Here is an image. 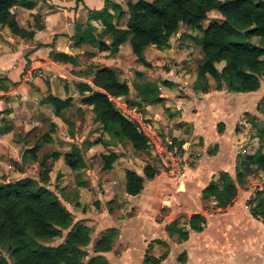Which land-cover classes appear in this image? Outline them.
<instances>
[{
    "label": "crops",
    "instance_id": "crops-1",
    "mask_svg": "<svg viewBox=\"0 0 264 264\" xmlns=\"http://www.w3.org/2000/svg\"><path fill=\"white\" fill-rule=\"evenodd\" d=\"M28 1L34 4L31 9L15 7L12 13L20 28L33 35L22 38L7 26L1 28L0 163L8 155L20 163L21 178L16 181L40 180V164L46 160L47 187L52 190L54 184L55 193L75 222L93 230L91 244L86 248L90 255L87 261L102 255L107 264H145L146 258L159 260L166 254L160 264H264V218H256L252 212L258 204L254 201V191L260 182L254 189L246 187L252 175L242 171L247 163L249 169L258 168L247 158L260 150V138H257L258 149L252 151L248 146V132L253 119L264 118V81L256 92L234 93L227 87L220 90L210 75L202 79L197 76L198 68L204 63L202 51L196 56L184 53L186 70L180 74L174 70V79L153 81L147 79L146 72L139 71L143 77L134 73L139 82L132 85L119 75L130 88V95L123 97V101L129 107L139 108L140 105L147 121L184 150V175L169 177L153 161L148 150L138 151L129 142L112 140L96 121L93 108L83 103L89 93L80 95L77 89L78 93L73 95L71 86L66 84L73 82L72 88L76 89L84 83L101 91L93 84L96 73L103 68L118 72L117 66L102 63L100 57L106 53L121 55L127 43L117 53L103 49L101 43L110 46L111 39L104 34L102 20L94 15L113 0ZM88 32L96 42L83 39ZM174 37L187 45L179 32ZM127 53L131 60H137L132 49L127 48ZM93 65L98 66L93 68ZM76 71L81 73L79 77ZM59 79L68 80L63 87L64 95L56 92L55 82ZM44 81L47 85L53 83L51 91ZM145 82L157 89L160 102L141 101L137 85ZM49 95L62 100L72 98L71 106L58 113L51 105L43 104ZM41 96L42 100L35 102ZM78 98L80 102L76 104ZM133 99L138 104L131 103ZM21 101L24 106L28 102L37 103L34 108L39 117L32 121V126L19 124L13 131L18 115L29 116L28 112L22 114L27 107H18ZM74 105L75 112L72 111ZM47 106L54 110L52 116ZM17 107L22 110L17 112ZM49 123L53 125V133L36 138ZM18 130L26 135L17 139ZM36 146L37 151L32 152ZM73 147L79 148L84 156L87 167L81 171L71 170L65 162L64 155ZM14 148L21 150L20 156L12 153ZM50 148L55 149L54 152L46 154ZM262 152L264 154V148ZM112 153L118 158L112 169L106 170L103 156ZM53 154L60 157H51ZM97 159H101V167L95 164ZM148 165L156 171L155 177L145 178L139 194H128L127 172L145 177ZM222 173H228L236 182L240 179L238 195L227 208L218 207L215 198H204L206 189L218 183ZM261 178L263 180L264 176ZM195 215L205 219L201 232L190 226ZM174 222H177L176 230L170 233L168 228ZM110 230L118 231L112 250L95 253L96 244ZM179 230L188 233V238L183 239Z\"/></svg>",
    "mask_w": 264,
    "mask_h": 264
},
{
    "label": "trees",
    "instance_id": "trees-1",
    "mask_svg": "<svg viewBox=\"0 0 264 264\" xmlns=\"http://www.w3.org/2000/svg\"><path fill=\"white\" fill-rule=\"evenodd\" d=\"M33 6L28 0H0V36L1 28L7 26L14 35L31 37L32 33L20 28L12 9H31ZM214 11L222 15L223 21L204 28L203 23L208 20L209 13ZM94 15L102 20L104 34L111 39L110 46L101 43V47L111 53L119 52L120 47L129 42L137 60L149 66L145 50L150 46L159 49L167 47L184 25L202 34L197 44L203 53L204 63L198 68V78L210 75L218 89L227 87L234 93L256 92L264 81L263 0H128L127 11L121 4L108 2L104 10ZM125 16H128L126 27H119L115 21ZM254 38H258L260 43H253ZM83 39L93 40L89 32ZM222 63L224 67L219 70L218 65ZM138 75L143 77L142 73ZM93 84L101 91L84 83L79 84L77 89L80 95L89 93L83 103L93 108L96 121L103 126L104 131L116 142H129L138 151L148 150L147 140L138 131L136 124L110 100V97L130 95L128 84L121 81L118 72L111 68L100 69ZM137 95L144 103H157L161 100L157 96V89L147 82L137 85ZM71 103L72 98L62 100L54 95L43 100V104L51 105L58 113L69 108ZM263 148L264 128L260 136V150L247 158L261 171H264ZM36 151L37 146L32 152ZM51 157L59 158L60 154ZM117 158L114 153L103 156L104 169H112ZM64 159L73 171L87 167L77 147L65 154ZM40 173V180L24 178L0 184V246H8L15 264H107L102 255L86 262L90 257L86 248L91 244L92 228L75 222L74 216L63 206L58 195L47 187L49 170L45 159L40 164ZM144 175L142 177L136 172H127L128 194H139L145 178H154L156 171L148 165ZM239 182L240 179L236 182L228 173H222L219 182L212 183L206 189L204 198H215L218 207L227 208L238 195ZM263 194L258 192L257 195L261 197ZM252 212L256 218H264V197ZM204 225L205 219L201 215H195L190 220V226L196 232H201ZM176 226L177 222H174L168 228L169 232L175 231ZM179 233L183 239L189 236L182 230ZM117 237L118 231L110 230L96 244L95 253L111 251ZM58 239L63 242L52 245ZM165 258L166 254L159 260L146 258L145 264H160ZM0 264H10L1 253Z\"/></svg>",
    "mask_w": 264,
    "mask_h": 264
},
{
    "label": "rangeland",
    "instance_id": "rangeland-1",
    "mask_svg": "<svg viewBox=\"0 0 264 264\" xmlns=\"http://www.w3.org/2000/svg\"><path fill=\"white\" fill-rule=\"evenodd\" d=\"M134 1H136V0H134ZM222 1H224V0H222ZM253 1L257 2L259 0H253ZM110 2H112V1H110ZM113 2L116 4H121L124 7V9L127 11L128 0H113ZM109 7L111 9L110 5H109ZM85 19L83 18L82 20H85ZM127 21H128V16H125L121 20L115 21V23L119 27H126ZM222 21H223L222 15L220 13L214 11V12L209 13L208 20L205 21L203 23V25L208 27L209 25H211L213 23L222 22ZM75 25H77V24H75ZM75 25L73 26L72 31H74ZM99 26L101 27L100 23H99ZM179 34L182 35V39H183V37L185 38V40H186L185 42L187 45L180 43L179 37H174L170 41V44L165 48L159 49V48L154 47V46L149 47L147 49V52L145 55V58H146L148 64H150L149 66L142 64L138 60H136V61L131 60V58H130L131 56L129 55L130 56L129 57L128 53H127V48L131 49L129 42L126 44L125 50L121 54L122 56L119 55V53H117V54L106 53L107 55L102 54L101 55L102 57H100L101 62L104 64L117 66L118 67L117 70L119 72L120 77H122V79L124 81H126L132 85L135 82H137V83L139 82V77L137 76V74H134V73H138L139 71H141L143 73L146 72L147 73L146 76H148L147 79H150L153 81H158L161 78H172V79H174L176 73L180 74L186 70V63L187 62H186V60L183 61L184 53H186V52L192 53V56H196L198 54H201V48L197 44V39L202 36V34L199 31L191 29L190 27L183 25V26H181V28L179 30ZM188 36L190 37V39H188ZM252 42L255 44L260 43L258 38H254L252 40ZM102 63H97V64L102 65ZM92 64H94V63H92ZM97 66L98 65H93V68H96ZM128 67L130 69H128ZM223 67H224L223 64L218 65L219 70H222ZM121 68L123 70H121ZM174 70L176 73L173 72ZM170 72H173V74L171 75ZM75 73H76L77 77H79V75H81V73L78 74L77 71ZM82 77H84L83 74H82ZM43 78L44 77H41V79H43ZM59 80H60L59 82H57V81L55 82L56 92H58V91L63 92L64 84L68 80L67 79H59ZM144 80H140V82H143ZM75 82H79V81H75ZM44 83L47 85V81H44ZM72 83L68 84V82H67L66 84L68 86H71L70 88L73 92L72 94L74 95V93H78V92H76L77 88L76 89L72 88ZM48 84L49 85H47V87L49 88V91H51V89L53 87V83L49 82ZM62 95H64V92ZM41 100H42V96L38 100H36L35 102L39 103ZM75 100H76V98H75ZM77 102H80L79 98L75 103L77 104ZM130 102L134 103L135 101L133 99ZM23 103L24 102L21 101L20 104L18 105V107L21 105H22V108L27 107L26 109L23 110L22 114L24 112H28L29 116L25 117V116L18 115L15 118L16 119L15 121L18 122V124L13 123V126H12L13 131H15L18 128L19 124L26 125V123H28L29 126L30 125L32 126V121L39 117L38 112H35V108H36L37 103L32 105L31 102H28L27 106H24ZM135 103L138 104L137 102H135ZM138 106H139V109H141V106L140 105H138ZM18 107L16 108L17 112L19 110H22L21 108L18 109ZM47 107L51 110L50 111L51 113H49V114H50V116H52V113L54 112V110L50 106H47ZM76 108L77 107L74 105V107L72 108V111L75 112ZM6 114H7V112H6ZM17 114H20V113H17ZM1 121L2 120H0V125L2 124ZM263 128H264V118H259L258 120L253 119L252 125L249 126L248 141L250 143L248 146H250L252 148L251 149L252 151H255L258 149L257 141H258V145H259V140H257V138H260ZM53 131H54L53 125L49 123L46 127H42V132H44V133H40V135H38V137H36V138H39L43 134L51 135L53 133ZM55 133L58 134V131L55 130ZM25 135L26 134L24 133V131L18 130L16 138L19 139V136H21V138H23ZM61 136H63V135H61ZM42 137L43 136H41V138ZM254 139H256V141L254 143V144H256L255 146L253 144ZM34 140H35V138H34ZM31 143H33V141ZM52 150H55V149L50 148V150H47L45 153L51 154V152H54ZM12 153H15L14 154L15 156L16 155L20 156L21 150L19 148H14ZM5 159L6 160L3 163H0V184L13 182V181H16L17 179L21 178V176L19 175L20 166H18V165H20V163L17 164V160L10 159L8 157V155H7V157H5ZM153 161L155 162V160H153ZM96 162L97 163H95V164L98 165L99 167H101V164H100L102 162L101 159H97ZM249 167H250V165H248V163H247L246 165H244L242 171L251 172V175H252L249 177V179L247 178L248 182L246 181L247 182L246 187L249 186L252 189H254V187L257 186L258 181L260 182V184L258 185V188L254 191V196H255L254 201H255V203H258L261 200V198L264 197V194L261 197H259L257 195L258 192L264 193V178H263V180H262V178L260 179L261 175L264 176V172L260 171L258 168L251 167L249 169ZM246 176H247V173H245V175H244V180H245ZM53 185L54 184L51 185L52 191L55 192ZM61 242H63V240L58 239V240L54 241L52 245H58ZM0 253L2 255H4L9 260L10 264H15V260L11 256V253L8 251V246H3V247L0 246ZM86 262H87V260H86Z\"/></svg>",
    "mask_w": 264,
    "mask_h": 264
},
{
    "label": "built area",
    "instance_id": "built-area-1",
    "mask_svg": "<svg viewBox=\"0 0 264 264\" xmlns=\"http://www.w3.org/2000/svg\"><path fill=\"white\" fill-rule=\"evenodd\" d=\"M113 104L133 121L138 131L145 137L148 151L158 163L161 170L172 178L184 175L186 161L183 148L173 140L164 137L146 119L138 107H129L123 97H110Z\"/></svg>",
    "mask_w": 264,
    "mask_h": 264
}]
</instances>
